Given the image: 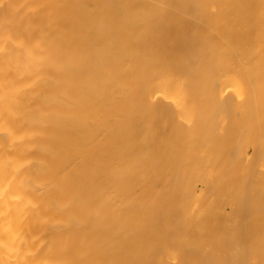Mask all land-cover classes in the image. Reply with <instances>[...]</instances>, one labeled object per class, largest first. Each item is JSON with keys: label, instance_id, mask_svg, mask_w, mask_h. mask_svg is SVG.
Instances as JSON below:
<instances>
[{"label": "bare ground", "instance_id": "obj_1", "mask_svg": "<svg viewBox=\"0 0 264 264\" xmlns=\"http://www.w3.org/2000/svg\"><path fill=\"white\" fill-rule=\"evenodd\" d=\"M260 213L264 0H0V264H246Z\"/></svg>", "mask_w": 264, "mask_h": 264}, {"label": "rangeland", "instance_id": "obj_2", "mask_svg": "<svg viewBox=\"0 0 264 264\" xmlns=\"http://www.w3.org/2000/svg\"><path fill=\"white\" fill-rule=\"evenodd\" d=\"M198 194H200L199 192H198ZM262 217L264 218V213H260V214H258V215H253V216H249L248 218H246V219H244V220H242V219H240V218H236V217H231V218H229L228 220H226V223H227V225H228V229H229V225L231 224L232 226L233 225H238V224H240L242 221H245V226L244 227H248V225L251 227V230H255L254 229V225H258L260 222H262L263 220H262ZM264 222V221H263ZM230 223V224H229ZM246 224H248V225H246ZM232 226H230V227H232ZM146 228H147V232L149 231L150 233V235H152V233L154 234V236H153V238H154V240L155 241H157V243H159L158 241H165V238H167L168 239V237L170 238V237H172V236H175L176 235V233H175V235H174V233H173V231H171V230H169V229H167L166 227L164 228L163 226H162V224L159 222V221H150V223L149 224H147V226H146ZM233 228V227H232ZM227 229V230H228ZM203 229L202 228H200V227H198V228H195V229H193V231H197V232H203L202 231ZM230 230H232V229H230ZM187 231H189L190 232V230H187ZM186 231V232H187ZM219 231H221V229H219L218 231H217V233H220ZM250 231V230H249ZM146 232V233H147ZM188 232V233H189ZM245 232V231H244ZM251 232L252 231H250V234H251ZM246 233H247V231H246ZM185 234V233H184ZM222 233H220V235H221ZM247 234H249V233H247ZM218 235V234H217ZM253 235V234H252ZM178 236V235H177ZM187 236V235H186ZM185 236V237H186ZM249 236V235H248ZM248 236H247V238H248ZM179 237V236H178ZM180 237H182V234L180 235ZM179 237V238H180ZM184 237V236H183ZM249 237H252V236H249ZM149 238V237H148ZM218 238H220L219 236H218ZM152 239V238H151ZM250 239V238H249ZM251 240H252V238H251ZM253 241V240H252ZM146 242V241H145ZM148 242H152L151 240H148ZM147 242V243H148ZM136 243V242H135ZM134 243V244H135ZM141 243V242H140ZM143 243V242H142ZM163 243V242H162ZM252 243V244H251ZM250 244H246V245H244V244H241L240 245V247L241 248H246L247 246V249H252L251 251H254V252H252V255H251V257H249V258H251V259H249L248 260V262L251 264H264V260L263 259H261L260 260V258H256V254H255V252H257L256 250H258V249H260L262 246H264V245H262V243H264L263 242V240H261V239H257V238H254V242H251ZM137 244V243H136ZM135 244V245H136ZM138 245V244H137ZM157 245V244H156ZM139 246V245H138ZM152 247V245L151 244H149L148 245V247L149 248H151ZM147 247V246H146ZM145 247V248H146ZM148 247H147V249H148ZM155 247V246H154ZM153 247V248H154ZM143 248V247H142ZM147 249H145L146 250V252H149V251H147ZM144 250V251H145ZM170 252L172 253V256H176V259H175V261L177 260V262L178 263H180V264H182V263H184V257H183V255L184 254H186V253H182L179 249H178V247H177V245L176 244H174V245H172V246H170ZM141 251H143V249H141ZM229 253H230V255H231V251H229ZM229 253H228V255H227V257H229ZM174 254V255H173ZM187 255V254H186ZM201 255H204V254H201ZM256 255V256H255ZM185 257H188V256H185ZM178 258V259H177ZM254 258H256V259H254ZM190 259V258H189ZM229 259V258H228ZM228 259H225L226 261H228ZM185 260H188V259H185ZM203 261V260H202ZM206 261V260H205ZM229 261H231V259L229 260ZM176 262V263H177ZM214 262V261H213ZM235 262V261H234ZM232 262V264H245V262H240V261H238V262ZM248 262H246V264L248 263ZM177 263V264H178ZM203 263H204V261H203ZM215 263V262H214ZM220 263H222V262H220ZM187 264H188V262H187ZM206 264H208V263H206ZM215 264H217V263H215ZM222 264H224V263H222ZM228 264V263H227Z\"/></svg>", "mask_w": 264, "mask_h": 264}]
</instances>
